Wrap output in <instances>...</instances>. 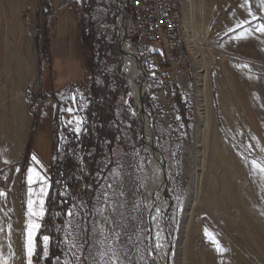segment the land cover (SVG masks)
<instances>
[{"label": "rangeland", "instance_id": "obj_1", "mask_svg": "<svg viewBox=\"0 0 264 264\" xmlns=\"http://www.w3.org/2000/svg\"><path fill=\"white\" fill-rule=\"evenodd\" d=\"M26 1L23 45L14 46L8 42L10 51L8 59L5 51L4 65L0 58V90L8 86L12 101L16 90L31 98L30 90L38 86L40 98H51L54 102L52 142L56 154L65 150L73 153L79 161L77 169L83 172L87 166L86 157L95 153L94 149L87 151L80 143L85 131L92 78L100 83L102 77H106L116 100L112 119L107 124L112 134L102 141L93 181L85 185V192L70 194L67 180L60 173L54 180L67 205L62 219L55 215L56 227L67 230L69 241L79 240V232L89 234L90 244L100 239L98 226L95 234L92 227L95 222L103 221L93 213L95 207H107L102 196L99 201L96 199L102 190H107L111 201L118 207L115 212L110 208L105 212L114 222L105 225L106 234L120 232L115 247L121 253H127L126 264H157L151 254L142 181L150 153L141 137L145 132L143 126L130 113L138 106L132 98L126 104L128 88L119 50L117 6L113 0ZM213 1L180 0L196 46L190 51L187 72L176 82H172L166 71L160 45L151 42L141 49L134 48L146 73L145 78L140 74L139 83L143 85V104L154 128L145 134L148 138L150 134L155 138L168 172L163 209L169 241L165 258L169 264H264V177L251 164L252 160L264 164V151H261L264 149V130L262 125L252 123L257 120L254 114L261 109H253L247 98L249 93L262 88L258 81L264 75V34L254 32L247 39L236 40L233 37L243 28L229 32L237 23L251 20L249 7L259 19L243 27L254 28L257 23H264V7L261 0H215V5ZM211 14L213 22L209 23ZM217 17L225 22L218 23ZM83 19L85 32L92 34L89 45L94 64L92 74L84 66L85 47L78 31ZM2 33L4 30H0V36ZM13 38L14 33L10 36L12 41ZM15 41L19 42L16 38ZM2 47L0 45V52ZM13 53L21 59L30 58L26 65L31 76L27 75L19 89H15L16 84L9 82L7 76L14 66L10 61ZM201 73H205L206 78L199 83L197 79ZM10 107L11 103L7 106L2 100L0 112L5 134L9 133ZM68 107L77 111L69 113L66 111ZM48 112V103H45L36 113L37 129H51V122L46 117ZM76 116L83 121L78 134L74 131ZM231 121L235 124L232 125ZM214 139L221 140L226 146L230 169L216 167L217 158L212 153ZM72 141L76 145L72 146ZM35 144L41 146L40 135L34 134L32 148ZM45 151L46 148L40 160H36L43 170L48 162ZM18 157L19 154L9 159ZM33 161L31 153L24 163L20 190V196H24L22 205L27 222L29 198L36 202V210L41 198V182H28V170L33 168ZM51 165L50 162L45 170L47 178ZM16 168L14 164L12 173L17 171ZM113 169L116 175H112ZM108 184L113 187L107 188ZM114 192H123V195H114ZM82 203L86 207H81ZM2 208L9 210L7 199L4 205H0V210ZM69 208L76 215L67 216ZM85 215L87 219H84ZM26 229L27 225H23L14 231L16 260L9 261L0 251V264L5 261L7 264H27ZM206 229L214 234L225 251H217L216 245L205 235ZM39 230L35 235L37 248L32 257L33 264H55V258L47 261L43 257L41 237L49 234L43 231L37 242ZM60 233L63 248L60 264H65V260L76 264L73 256L76 250L70 244L62 243L66 232L62 230ZM4 239L0 236V250ZM98 250L99 245H95L92 255L95 256ZM76 255L80 253L76 252Z\"/></svg>", "mask_w": 264, "mask_h": 264}, {"label": "bare ground", "instance_id": "obj_2", "mask_svg": "<svg viewBox=\"0 0 264 264\" xmlns=\"http://www.w3.org/2000/svg\"><path fill=\"white\" fill-rule=\"evenodd\" d=\"M120 0L117 1V5ZM230 3V2H229ZM215 5V0L213 1ZM212 9V8H211ZM232 10V9H231ZM236 10V8H235ZM232 10L234 13L237 11ZM213 15L209 16V20L207 22H213ZM185 19V18H184ZM222 24L225 22L219 21L218 17L216 18ZM120 21V14L117 19V22ZM186 21V20H185ZM228 21V20H227ZM187 23V21H186ZM188 24V23H187ZM214 25V24H212ZM221 25V24H220ZM209 26V25H208ZM223 26V25H222ZM220 27V26H219ZM224 28V27H223ZM195 43L193 40V45L190 48L191 50L195 49ZM120 48L123 52V70L127 80V96H126V104H129V98H132L134 103L139 106V97L141 91H143V85L139 83V76L141 73L140 66L137 64V60L135 55L138 57L137 52L131 46L130 43L125 41L124 39L120 42ZM189 51V53H190ZM29 57V56H28ZM28 57L19 58L17 56L12 55L10 57L11 64H13V68L7 72L8 81L15 83V89H19L21 84L26 80L27 75L31 76V72H27V65L29 64ZM27 64V65H26ZM143 68V67H142ZM205 73L199 74L198 82L202 83L205 80ZM23 85V84H22ZM126 88V89H127ZM10 107V125H9V133H4L3 121H2V112H0V143L2 144L3 150L7 151L6 159L12 158L17 155L20 151V146L23 143L27 125V112L24 107V100L21 92L19 93L17 90L15 91ZM126 93V92H125ZM131 101V100H130ZM131 116L143 126L145 133L149 130L151 133L154 129L151 124L150 115L147 111L141 112L139 111V107L131 109ZM131 117V118H132ZM232 125L235 124L234 121H231ZM143 131V130H142ZM145 145L146 150L150 153V160L146 167V174L143 177V185H144V201L148 213L149 219V242L151 246V254L155 258L157 264H169L165 258L166 244L169 243L166 235V227H165V216L163 214V209L165 207V199H164V179L163 177L168 175L167 167L163 169L161 161L163 157L160 156L159 152H157V146L155 144V138L150 134V138L145 134ZM213 155L217 158L216 167H226L230 169L229 165V152L227 151L226 146L222 143L221 140H213ZM1 151V149H0ZM1 154V153H0ZM4 154V153H3ZM230 171V170H229ZM232 173V172H231ZM230 175V174H229ZM232 177V176H231ZM141 181V182H142ZM156 208L161 209V214L157 217V219H153V217L157 216L155 211ZM4 215V216H3ZM0 216V220L2 217L5 219V228H1L4 233L2 237H4V244L2 246L1 254L3 257L11 259H16V241L13 232L9 229V222L6 220L7 213H4ZM1 222V221H0ZM3 227V226H2ZM159 245V247H157ZM171 254V252H170ZM6 260V259H5Z\"/></svg>", "mask_w": 264, "mask_h": 264}, {"label": "crops", "instance_id": "obj_3", "mask_svg": "<svg viewBox=\"0 0 264 264\" xmlns=\"http://www.w3.org/2000/svg\"><path fill=\"white\" fill-rule=\"evenodd\" d=\"M37 3V0H35ZM27 1L26 0H0V30H4L3 35L0 36V45L2 47V51L0 52V58L1 61H3L4 65V55L6 51V57L8 59V53H9V47L8 42L13 44L14 46H17L18 43L20 45H23L24 40V31L25 25L27 24V20L24 19L23 13L26 12ZM13 30V31H12ZM11 31L14 33L13 41L10 39ZM19 39H18V38ZM15 38L19 41L16 42ZM6 46V50H5ZM14 56H17L13 53ZM20 58V56H17ZM258 81V80H257ZM260 84H262V88H260L259 91H252L247 95V98L250 101V105L253 109H261V111H256L254 114V118L257 120L252 121V123L260 124L263 126L264 130V75L260 77L259 81ZM40 87H36L35 90H30L31 98L27 97L25 93L22 92L23 99L25 101V109L27 112V125H26V133L23 140V143L20 146L19 151V157L15 160L13 159H6L7 157V151L3 150L2 144L0 143V193H3V195H0V205H4L6 199L8 201V204L10 205L9 210H6L5 208H2L0 210V216L4 213H7L6 220L9 222V229L13 232L16 230V228L23 227V225H27L25 213H24V196H20V190H21V183H22V171L24 167L25 160L29 159L31 153L33 156H35V162L33 163V169H35L36 172L40 174V176L46 177L45 170L49 166L52 157H53V150H52V140H53V114H54V102L51 100V98L47 97H41L40 98ZM24 94V95H23ZM43 94V92H41ZM39 95V96H38ZM247 99V100H248ZM4 100L5 105L10 106L11 103V91L8 86H4V90H0V107L1 102ZM34 100V101H33ZM45 103H48V110L49 112L46 113V117L49 122H51V129L48 128L46 130L37 129L36 128V113L38 110L43 106ZM37 129V132L34 133V131ZM34 134L40 135L42 144L41 146L35 144L32 148V139ZM28 140H31L30 143V150L25 156V150L27 146ZM43 142L45 143V146L43 148ZM32 148V152H31ZM45 155L48 156L47 164L45 165V169L39 168L38 164L36 163V160H40V156H42L43 150H45ZM48 152V153H47ZM4 153V154H3ZM17 154V155H18ZM16 164V172L12 173L13 165ZM50 186V180L47 178ZM35 183V182H34ZM49 189V187H48ZM46 196L43 197L45 201ZM45 206V202H44ZM4 216V215H3ZM33 222L40 224L41 217H32L31 218ZM0 227L5 228V219L4 217L0 220ZM3 226V227H2ZM4 235L0 234L2 237ZM4 238V237H2ZM12 259V257H11ZM16 260V259H15ZM14 260V261H15Z\"/></svg>", "mask_w": 264, "mask_h": 264}, {"label": "trees", "instance_id": "obj_4", "mask_svg": "<svg viewBox=\"0 0 264 264\" xmlns=\"http://www.w3.org/2000/svg\"><path fill=\"white\" fill-rule=\"evenodd\" d=\"M84 19L81 21L78 27L79 36L82 45L85 50L84 66L87 71L91 74L93 72V61L92 54L89 45H91L92 34L85 32ZM94 56V55H93ZM164 67V66H163ZM93 76V75H92ZM89 84V96L90 101L86 110V125L85 131L82 134L81 144L88 151L94 149L95 153L91 156L86 157V170L80 172L77 168L79 161L76 159L73 153L63 151L61 154H56L54 143H52L53 158L51 160V172L49 174L50 186L48 194L45 198V215L41 220V228L36 236L37 242L40 239V234L45 231L52 237L49 244V257L47 261L55 258L56 256L61 257L63 248L60 244V231H57L56 227V213H61L59 219H62L65 214L67 205L64 204L62 197L58 193V188L54 184V180L57 174H61L67 180L69 185V191L72 195H77L85 192V185L92 182L93 170L96 163V157L100 155L102 150V141L105 137L112 134L107 126L108 121L112 119L113 111L116 106L115 96L109 90L106 77H102V81L97 83L93 78ZM31 140H28L25 156L30 150ZM72 146L76 143L71 142Z\"/></svg>", "mask_w": 264, "mask_h": 264}, {"label": "snow or ice", "instance_id": "obj_5", "mask_svg": "<svg viewBox=\"0 0 264 264\" xmlns=\"http://www.w3.org/2000/svg\"><path fill=\"white\" fill-rule=\"evenodd\" d=\"M243 7V5H241ZM261 6L264 7V0H261ZM248 14L251 17V20H244L242 23H237L234 28H230L229 32H236V29L243 28L242 31L236 32V35L233 37V39L236 40H244L247 39L250 35H252L254 32L262 33L264 34V23H257L254 28L253 27H247L244 28L243 25L248 24L251 25L252 21H256L259 18L254 15L251 12V8L248 9ZM247 67V65H245ZM73 103L76 101L75 95L72 97ZM67 112L72 113L74 111H77V109H74L73 107H68L66 109ZM76 121V127L74 131L78 134L81 132L80 125L83 123L82 119L78 116L74 117ZM69 123H72V121H69ZM251 147V145L249 146ZM261 151H264V149H261ZM33 160H35V156H33ZM253 169L257 170L262 177H264V164L259 163L257 160L251 161ZM116 170L113 169L112 175H116ZM35 178V179H34ZM41 182L40 187V195L41 198L39 199V209L36 210L34 208V204L36 203L33 201V199L29 198L28 200V212L27 215L29 217L28 223H27V236H26V242H25V248L27 253V264H33L32 257L34 253L36 252V242H35V235L37 231L40 229L41 225L38 223L33 222L31 219L32 217H43L45 215L44 211V199L42 197L47 196L48 194V187L49 182L46 177L40 176L38 172L35 171L33 168H29L28 170V182L29 184H32L36 181ZM112 184H108L107 188H112ZM29 192H32V189L29 188ZM114 195H123V192L119 193H113ZM0 195H3V193H0ZM101 196L103 197L104 201L107 202V207H95L93 215H99L103 221V223H100L99 221L95 222L92 227V233L95 234L97 232V226L99 228L100 233V239L94 240L92 244L89 243L88 239V233L87 232H79V240L73 239L69 241L67 239V230L61 227H58L57 231H65L66 232V239L62 243L70 244V247L75 249L76 252H79L80 255H76V252H73V256L75 257L76 264H126V258L127 253H121L117 250L115 247V242L119 241L120 239V232L119 231H112L110 234H106L107 229L105 228V225H112L114 222L111 220V217L109 215H105V212L108 211L110 208L112 212H115L116 208L118 207L117 204H114L110 197L109 192L107 190H102L101 193H99L96 197L97 201L100 200ZM81 207H86L82 203ZM157 216L153 217V219H157V217L161 214V209L156 208L155 209ZM67 216L72 217L76 215V213L73 212L71 208L67 211ZM56 215H61V213H57ZM84 219H87V215H85ZM68 224H71V221L67 222ZM10 227V226H9ZM79 228V225H78ZM205 235L209 237V239L212 240V242L216 245L217 251L223 252L225 249L220 245L219 241L215 239L214 234L210 233L207 229L205 230ZM110 237L112 238L110 241ZM52 237L49 235H43L41 237L42 241V252L43 257L47 258L49 257V244ZM95 245H99L100 250L97 251L96 255L93 256V248ZM159 247V245H157ZM85 248H87V253L85 254ZM4 264H7L5 261ZM55 264H60V257H55ZM65 264H72L71 261L65 260Z\"/></svg>", "mask_w": 264, "mask_h": 264}, {"label": "built area", "instance_id": "obj_6", "mask_svg": "<svg viewBox=\"0 0 264 264\" xmlns=\"http://www.w3.org/2000/svg\"><path fill=\"white\" fill-rule=\"evenodd\" d=\"M117 6L120 37L137 49L151 42L160 45L166 71L173 83L179 80L187 72L194 40L180 0H120Z\"/></svg>", "mask_w": 264, "mask_h": 264}, {"label": "water", "instance_id": "obj_7", "mask_svg": "<svg viewBox=\"0 0 264 264\" xmlns=\"http://www.w3.org/2000/svg\"><path fill=\"white\" fill-rule=\"evenodd\" d=\"M113 1H114L115 5L117 6V1H118V0H113ZM117 9H118V12L121 11V10L118 8V6H117ZM123 39H125V37H120V35H119V33H118L119 50H120V53H121V54H123V52H122V50H121V48H120V42H121V40H123ZM135 58H136V60H137V64H138V66H140V65H139V64H140V63H139V58H138L136 55H135ZM140 70H141V73H142L143 78H145V77H146V73H145L144 69H143L142 67H140ZM142 96H143V91H141V94H140V97H139V106H138V107H139V111L144 112V111H145V107H144V104H143ZM141 137H142V140L145 141V132L142 134ZM156 150H157V152H159L160 156L162 157V155H161L159 149L157 148ZM161 163H162V167H163V169H165V168H166L165 161L162 160ZM163 179H164V185H167V178H166V176H164ZM166 235H167V233H166Z\"/></svg>", "mask_w": 264, "mask_h": 264}]
</instances>
